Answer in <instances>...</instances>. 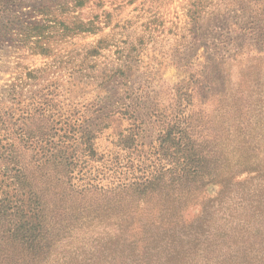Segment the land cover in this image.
I'll return each mask as SVG.
<instances>
[{
  "label": "trees",
  "instance_id": "16d2710c",
  "mask_svg": "<svg viewBox=\"0 0 264 264\" xmlns=\"http://www.w3.org/2000/svg\"><path fill=\"white\" fill-rule=\"evenodd\" d=\"M25 1L0 0V43L16 39L48 57L52 38L95 33L60 22L47 0L33 11ZM260 16L249 38L220 34L203 66L183 64L186 78L164 97L128 87V66L108 80L121 79V98L92 113L51 110L57 87L42 85L18 101L21 87L10 85L11 106L0 101V166L13 187L0 199V264H264V164L252 162L249 147L235 160L202 158L208 135L197 131L227 113L231 68L264 63ZM100 44L85 57L99 55ZM45 72L23 79L45 80ZM113 117L127 126L115 138V157L105 158L97 141ZM153 124L161 127L155 158H139L143 130ZM159 149L174 158H157Z\"/></svg>",
  "mask_w": 264,
  "mask_h": 264
},
{
  "label": "rangeland",
  "instance_id": "374dc122",
  "mask_svg": "<svg viewBox=\"0 0 264 264\" xmlns=\"http://www.w3.org/2000/svg\"><path fill=\"white\" fill-rule=\"evenodd\" d=\"M38 1L26 0L24 10H35L33 8ZM47 1L52 3L60 22L89 24L95 33L52 38L50 46L53 52L48 57L33 54L29 50L30 45L21 44L16 39L7 38L0 43V101L5 108L11 106L13 100L10 85L21 87L18 88V101L35 95L43 85L57 87L53 104L49 107L51 110L64 112L74 109L80 113H92L99 107L115 104L121 98V93L120 97L116 93L123 87L121 79L114 83L111 80L115 78L108 80L115 69L124 66L129 67L125 70L127 85L135 92L167 96V87L176 86L186 78L183 64H193L194 69L199 64L204 65L206 50L216 44L217 36L231 32L233 37L244 33L249 38V33L259 29L260 13L264 18V0ZM226 20L238 26L234 27ZM56 30H61V27L57 26ZM100 41L99 55L86 58V51ZM81 61L85 70L80 75ZM37 69H45L49 76L44 77L45 80L23 79L27 72ZM227 91L222 108L227 113L214 114L211 124L197 129L204 136L208 135L201 144L202 158L235 160L244 157L242 155L249 147L248 157L252 162L263 165L264 63L233 66ZM14 98L17 100L18 96ZM232 119L240 120L242 124L235 122L231 125ZM110 123L97 141V151L105 158L115 157L118 151L115 138L127 126L117 117H113ZM160 128L158 124L144 128L139 158H155L150 152L157 147ZM162 151H155L159 154L157 158H174L171 150ZM119 153L126 157L125 152ZM8 172L0 166V199L4 193H13L9 181L2 179ZM108 182V179L102 180V184Z\"/></svg>",
  "mask_w": 264,
  "mask_h": 264
}]
</instances>
